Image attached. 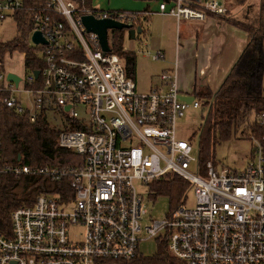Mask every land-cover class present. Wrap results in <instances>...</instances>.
Instances as JSON below:
<instances>
[{
  "label": "built area",
  "instance_id": "built-area-1",
  "mask_svg": "<svg viewBox=\"0 0 264 264\" xmlns=\"http://www.w3.org/2000/svg\"><path fill=\"white\" fill-rule=\"evenodd\" d=\"M44 1L46 9L34 12L29 34L33 54L43 63L37 71L42 86L32 90L38 80L34 71L11 72L20 78L16 85L0 67V102L27 113L31 122L42 113L45 118L49 111L60 113L68 127L58 131L57 146L80 157L81 165L58 169L3 163L0 139V175L57 182L68 176L72 191L41 194L11 213L9 233H0V264L129 261L144 238L165 240L170 255L184 264H264V112L253 117L262 132L248 136L252 148L244 169L213 161L201 167L192 155V134L179 123L189 108L204 102L181 100L174 70L159 76L165 89L138 92L112 51L114 30L107 31L109 51L104 52L99 38L81 23L89 15L136 28L141 16L113 10L78 14L75 0ZM21 7L22 0H0V24ZM231 10L223 0H204L199 6L184 0L158 4V11L177 23L229 17ZM34 33L46 44H34ZM163 58L158 50L150 59ZM77 107L86 117L79 116ZM166 175L185 181L188 190L176 210L142 227L145 210L136 182L150 187ZM187 192L193 195L191 207L186 206Z\"/></svg>",
  "mask_w": 264,
  "mask_h": 264
},
{
  "label": "trees",
  "instance_id": "trees-1",
  "mask_svg": "<svg viewBox=\"0 0 264 264\" xmlns=\"http://www.w3.org/2000/svg\"><path fill=\"white\" fill-rule=\"evenodd\" d=\"M75 2L78 14L98 10L92 6L91 0H75ZM258 8V16L253 22H241L242 20L230 16H219V18H227L226 22L229 25L244 31L247 34V44L215 93L210 91L201 93V90L194 88L193 94L195 97L203 98L205 109H208L202 118V124L197 131L192 133V136L197 139L198 161L201 167H204L208 161H215V148L235 138L239 127H245L243 132L244 135L248 134V136L250 133L260 135L262 132L261 127L254 122L252 114L254 117L256 113L264 112L262 74H260L264 71V56L261 72L251 78L247 72L251 66L250 59L246 57L247 54L258 57L257 42L264 39V0H259ZM45 9L44 0H22L21 9L12 16L17 34L12 40L0 44V67L2 70H4L7 55H12L15 52L24 53L26 69L34 72L42 70L43 63L33 54V49L28 44L27 39L32 31V15L35 11ZM121 12L135 16L142 15V12L140 14L128 11ZM212 16L218 17L217 15ZM141 19L143 23L144 19L142 17ZM125 32L130 38L127 30H114L111 33L110 42L113 53L122 60L126 72L133 78L136 70L135 54L124 51L120 47ZM41 86L40 78L34 82L31 88L38 90ZM57 138L58 131L49 126L44 113L39 115L35 122H31L27 113L20 115L14 109H9L0 102L1 160L3 163L58 169L79 167L81 158L69 150L58 148ZM187 190L185 181L175 175H166L150 183L149 196L154 199L157 197L169 198V214L176 210L180 204V199L183 198ZM61 191H68L69 194H72L68 176L57 182L45 177L0 175V233H9L10 215L16 208L32 205L37 196L41 194L59 195ZM109 264L184 263L170 255L165 240H158L156 253L152 256L139 254L132 260Z\"/></svg>",
  "mask_w": 264,
  "mask_h": 264
},
{
  "label": "crops",
  "instance_id": "crops-1",
  "mask_svg": "<svg viewBox=\"0 0 264 264\" xmlns=\"http://www.w3.org/2000/svg\"><path fill=\"white\" fill-rule=\"evenodd\" d=\"M155 1L158 6L163 0H133V9H128V12H142L141 36L148 34L143 55L151 61L156 51L163 53L162 60L151 62L158 63L164 70L150 77V91L165 89L159 76L174 70L181 98L205 102L203 98L195 97L194 88L201 93H215L220 88L246 47L247 34L219 16L209 15L203 21L181 20L177 23L173 16L160 13ZM184 1L199 6L204 0Z\"/></svg>",
  "mask_w": 264,
  "mask_h": 264
},
{
  "label": "rangeland",
  "instance_id": "rangeland-1",
  "mask_svg": "<svg viewBox=\"0 0 264 264\" xmlns=\"http://www.w3.org/2000/svg\"><path fill=\"white\" fill-rule=\"evenodd\" d=\"M133 0H91V3L95 9L101 10H113V11H129L128 9H133ZM155 6L157 2L155 1ZM202 3V2H201ZM226 8L231 9L230 17L237 20H242L241 22H253L258 16L259 12V0H223ZM226 20L227 18H223ZM248 19V21H246ZM15 23L11 18L5 19L0 24V41L7 42L12 40L16 36ZM110 39V38H109ZM148 34L145 33L135 40H130L127 32L123 33V39L120 43V47L124 51H132L136 56V70L133 76L134 82L137 86V91L142 93H147L150 91V77L159 74L164 69L158 63H151L147 56H144V46L147 44ZM28 44L30 42V35L27 39ZM257 52L258 57L246 55L250 59L251 66L247 69L249 78L253 77L255 74L261 72L263 66V56H264V39L257 42ZM6 67V72H15L19 75H23L26 72V68L23 62V54L15 52L9 55L4 62ZM260 74L262 77V94L264 95V71ZM16 98L19 99L22 104H28L26 102V97L23 93H17ZM32 100V97H30ZM79 116L86 117L79 107L76 108ZM208 109L205 106H201L198 109L189 108L186 112V117L179 123L180 127L186 131L189 135L197 131L199 126L202 124V118L206 115ZM47 123L51 128L56 131L66 130L68 125L66 119L60 115V113L53 111L47 112L46 115ZM253 118V114H252ZM245 127H239L235 138L230 142L224 143L215 148L214 159L215 163H220L231 169L242 170L244 169L250 154L252 144L249 141L248 134L244 135ZM243 132V133H242ZM192 140V155L193 157L198 156L197 139L195 136L190 137ZM23 181V180H22ZM137 192L142 195L143 207L145 210V216L142 218L141 226H149L153 221L163 220L168 214L170 200L166 197L152 198L149 196V187H142L140 182H136ZM186 206L191 207L194 204V199L192 192H187L186 194ZM143 237V234L140 235ZM158 246V240L155 239H142L139 243L138 255L152 256L156 253V248Z\"/></svg>",
  "mask_w": 264,
  "mask_h": 264
},
{
  "label": "water",
  "instance_id": "water-1",
  "mask_svg": "<svg viewBox=\"0 0 264 264\" xmlns=\"http://www.w3.org/2000/svg\"><path fill=\"white\" fill-rule=\"evenodd\" d=\"M81 23L88 33H93L99 38L101 47L104 52L109 51V47L107 43L108 30H127L131 40H135L137 36L142 35V31L140 27L133 28L130 25H124L109 20L99 21L96 20L93 16H89V15L82 16ZM32 42L34 44H39V43L46 44V42L43 40V38L39 33H34L32 37ZM34 76L35 79H38L39 72H35ZM6 79L7 81L13 82L16 85L20 81V78L17 75L11 73H7ZM181 99L188 103L193 100V98H185V97H182Z\"/></svg>",
  "mask_w": 264,
  "mask_h": 264
}]
</instances>
